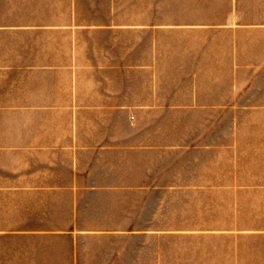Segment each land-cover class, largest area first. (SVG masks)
<instances>
[{
  "label": "rangeland",
  "instance_id": "1",
  "mask_svg": "<svg viewBox=\"0 0 264 264\" xmlns=\"http://www.w3.org/2000/svg\"><path fill=\"white\" fill-rule=\"evenodd\" d=\"M0 264H264V0H0Z\"/></svg>",
  "mask_w": 264,
  "mask_h": 264
},
{
  "label": "crops",
  "instance_id": "2",
  "mask_svg": "<svg viewBox=\"0 0 264 264\" xmlns=\"http://www.w3.org/2000/svg\"><path fill=\"white\" fill-rule=\"evenodd\" d=\"M178 60H172L171 62H177Z\"/></svg>",
  "mask_w": 264,
  "mask_h": 264
}]
</instances>
